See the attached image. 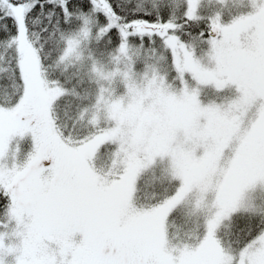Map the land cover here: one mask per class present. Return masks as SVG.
Wrapping results in <instances>:
<instances>
[{
    "label": "snow or ice",
    "instance_id": "snow-or-ice-1",
    "mask_svg": "<svg viewBox=\"0 0 264 264\" xmlns=\"http://www.w3.org/2000/svg\"><path fill=\"white\" fill-rule=\"evenodd\" d=\"M0 264H264V0H0Z\"/></svg>",
    "mask_w": 264,
    "mask_h": 264
},
{
    "label": "trees",
    "instance_id": "trees-1",
    "mask_svg": "<svg viewBox=\"0 0 264 264\" xmlns=\"http://www.w3.org/2000/svg\"><path fill=\"white\" fill-rule=\"evenodd\" d=\"M146 182H148V177L145 178Z\"/></svg>",
    "mask_w": 264,
    "mask_h": 264
},
{
    "label": "rangeland",
    "instance_id": "rangeland-1",
    "mask_svg": "<svg viewBox=\"0 0 264 264\" xmlns=\"http://www.w3.org/2000/svg\"><path fill=\"white\" fill-rule=\"evenodd\" d=\"M148 181H150V177H148Z\"/></svg>",
    "mask_w": 264,
    "mask_h": 264
}]
</instances>
